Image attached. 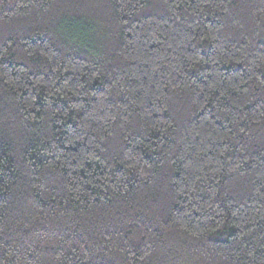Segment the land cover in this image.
Segmentation results:
<instances>
[{"label": "trees", "instance_id": "obj_1", "mask_svg": "<svg viewBox=\"0 0 264 264\" xmlns=\"http://www.w3.org/2000/svg\"><path fill=\"white\" fill-rule=\"evenodd\" d=\"M0 264H264V0H0Z\"/></svg>", "mask_w": 264, "mask_h": 264}]
</instances>
